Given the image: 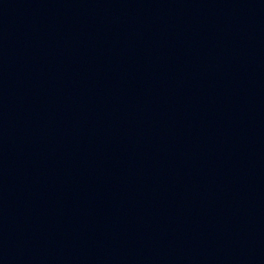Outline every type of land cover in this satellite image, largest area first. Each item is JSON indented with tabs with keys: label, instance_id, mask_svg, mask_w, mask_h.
Masks as SVG:
<instances>
[{
	"label": "water",
	"instance_id": "1",
	"mask_svg": "<svg viewBox=\"0 0 264 264\" xmlns=\"http://www.w3.org/2000/svg\"><path fill=\"white\" fill-rule=\"evenodd\" d=\"M0 264H264V0H0Z\"/></svg>",
	"mask_w": 264,
	"mask_h": 264
}]
</instances>
